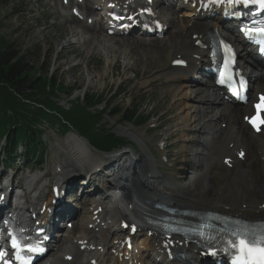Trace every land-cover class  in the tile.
<instances>
[{
	"label": "bare ground",
	"instance_id": "6f19581e",
	"mask_svg": "<svg viewBox=\"0 0 264 264\" xmlns=\"http://www.w3.org/2000/svg\"><path fill=\"white\" fill-rule=\"evenodd\" d=\"M93 1L95 6L102 7L106 15V23L105 25L103 23L104 26L100 27L98 31L94 28L96 26L94 25L95 21H89L92 12L88 6V0L77 1L78 13L76 17L79 21L86 20L89 24L82 25L74 19L75 17L69 18V20L80 27L81 31L84 30L86 35L89 36V40L99 43L111 41L110 46H106L108 48L115 45H122V47L134 46L138 53L143 50L144 53L153 55L155 58L154 64L162 63L163 44L147 43V38L141 36L139 38H137L138 36L126 38L125 34L128 31H133L134 26L143 25L144 22L157 25L159 31L154 35L159 33L161 36L162 33L170 32L167 42L164 43V45L169 46L171 44L170 48L167 49V47V51H165L167 55H165L164 66H167L169 70L161 74L156 72L157 76L153 75L143 81L142 86L150 88L162 75L167 76L168 83L172 87L175 83L179 90L178 93H175V103L182 107V128L186 127L184 128L185 131L182 129L183 137L186 140L199 138L201 142H197L201 143L202 147L205 146L214 157L218 156L220 163L233 169L230 172L232 174L221 186L222 196L204 200L203 195L205 191L206 193L210 191L211 185V175L208 167V172L205 171L206 165L213 164L215 158H212L210 153H204L202 149L196 152L193 148L194 142L183 147V152L186 155L184 170L187 171V168L192 166L195 169L198 168L197 171L201 173L194 170L193 179L189 180L184 171L183 174L177 177L179 180V183H177L175 182L176 179L173 180L174 182L172 178L170 181L162 179L160 173L155 170L157 164L155 165L148 158L145 151H134L135 146H132L130 151L110 153L111 155L107 158L99 157L97 162H94L95 158L89 160L91 156L87 151L90 145L78 134L71 133L66 140L67 147L73 154L75 161L78 160L82 166L86 167V170H81L78 173L83 174V172L88 171L90 175L85 174V177L79 179L75 185L69 182L68 178H76L77 174L72 175L70 170L61 172L58 170V166L53 169L58 174L54 179L50 177V173H47L43 176L25 175L22 181H17V174H15L16 177L11 178V175L7 173L4 178H8V182L12 185L20 186L19 190H17L18 187L15 189L20 205L14 207L12 216L15 221H21V228L26 231L29 228L28 216L34 213L43 215L52 207L55 199L54 187H58L59 191H62L63 188L69 185L71 187L75 185V187H78V193L82 190L86 196L89 190L97 184L102 186L100 182L102 179H99L100 174L108 178L109 172L112 171L114 182L117 183V186L119 184L118 192L117 187L110 182L113 193H104V199L100 196L97 198L92 196L91 199L85 200L84 204L87 210L85 207L81 217H79L81 223L68 231V233L78 232L77 229H82L79 232V237L75 239V236H73L74 241L67 240V246L63 250L60 244H65L68 234H62L60 239L57 238L53 245L54 247L57 244L58 250H63L61 255L56 259L47 260L45 264H154L155 260H158L159 263L173 264L169 258L173 254H168V250L186 255V259L183 262L179 261L178 264L196 263L200 258L199 255L203 252L197 243L187 241V238L183 236L169 238L161 232L156 223L149 222L145 217L153 218L154 215L165 214L161 209L155 207V204H161L176 208L178 211H189L190 213L206 210L248 221L264 220V153L261 155L260 152V149L264 151V128L261 136H255L243 117L252 112L253 103L258 102L257 94H264V71H254L255 68L258 69L257 62H253L251 65L245 64L248 59L245 56L246 52H243L242 44L238 41L236 34L230 36L232 40L238 41L236 45L240 50L241 57L239 66L243 74L251 78L253 83L250 89L255 92V96L252 95L247 105L240 107L231 105L225 101V95L221 90L212 87L214 81L211 79L198 76L203 80L201 85H197L201 86L200 88H193L188 85V82L194 85L197 84L192 76L195 72L194 69L203 68L208 64L209 48L204 47L210 45L208 31H220L221 21L219 17L213 19L203 17V14L208 11L205 10L201 0H177L176 5L178 7L176 5L169 6L174 12L172 14L161 7L163 3H166V0H111L121 12L128 15L125 24L120 26L110 21L109 13L112 8L106 4V0ZM82 6H84V10ZM179 6L188 11L186 15H192L194 19H188L185 16L186 20H180L179 24L174 22L176 13L182 11L178 9L181 8ZM159 7L162 8L160 11H158ZM210 8L211 5H207V9ZM144 9L145 11L141 14V10ZM180 26L182 27L179 28ZM112 28H115V31L111 32ZM102 29L107 34H114V36L103 34ZM101 34L105 37L104 41L100 39ZM117 35H121L120 38H117ZM113 39L116 40L114 43L112 42ZM83 40L86 41L85 38ZM71 44V41H64L62 49H67ZM128 52L132 53L133 50L130 49ZM180 71L184 72L180 73ZM211 98H213L212 101ZM205 99H207L206 102L202 104V100ZM215 118L221 119L219 128L215 127ZM155 123L157 121H154L153 124ZM120 131L125 132L127 130L121 129ZM206 132L211 133V139L209 137L205 138ZM145 138L147 140L146 136ZM147 143L149 149H152L151 151L156 156L157 163L160 160V170L166 172L164 167V170H162L164 165H161L163 161L159 151H164L163 145L167 144L168 146V138L163 134L158 137L157 143L149 141ZM240 154H242L241 159L239 158ZM167 158L164 157L165 160ZM197 162L200 163L198 167H196ZM68 164H71V161L63 162L61 165ZM99 167L100 169H98ZM95 172H98V178H95ZM106 174L108 175L106 176ZM184 179L185 181H183ZM53 182L52 191L48 192L49 186ZM6 185L7 183L0 185V197L2 194H6L7 189H4ZM98 185L95 189H100ZM197 186L200 188L197 189ZM192 188L200 190L201 193L198 195H192L195 191H192L191 194L188 193ZM108 199H111V201H106ZM44 208L45 211L43 212ZM61 210L55 214V217H67V215H64L65 212ZM185 217L193 219L190 216ZM52 223H50V226H52ZM128 237L132 238L129 239V243L127 242ZM70 244L71 248H69ZM129 247H131L130 250ZM84 250L88 251L87 261L85 263L76 262L77 255Z\"/></svg>",
	"mask_w": 264,
	"mask_h": 264
},
{
	"label": "rangeland",
	"instance_id": "374dc122",
	"mask_svg": "<svg viewBox=\"0 0 264 264\" xmlns=\"http://www.w3.org/2000/svg\"><path fill=\"white\" fill-rule=\"evenodd\" d=\"M73 5L77 6V2L74 0H0V37L13 41L17 49L27 54L30 64L33 68L38 69V74H46V77H50L51 79L54 78L59 83L71 89H77L71 97L60 94V104L65 108L69 107V102L72 99L78 97L83 98L85 93L103 95L107 98L108 103H112L114 110L133 109L134 107L140 106L144 115L152 117L146 125L138 127L123 120L121 121L120 115H113L114 111L105 114L101 123L106 125L107 128H112L111 130L114 133L127 142V147L122 149L121 152L130 151L132 146H135L134 151H145L148 158H150L155 165L157 164L155 170L160 173L159 175L162 179L170 181L172 178V181L176 179L175 182L179 183L177 177L185 171L187 179L192 180L195 171L197 173L201 172L197 171L198 168L195 169L192 166L191 168H187V171L186 169L184 170L186 155L183 152V147L194 142L193 148L196 152L201 149L204 153L210 152L205 146L202 147V144L197 142H201L199 138L195 137L186 140L185 137H183L182 129L184 130L186 127L182 128V107L175 103V93L179 92L177 86L175 83L173 87L169 85V80H167V76L165 75H162L161 78L155 81L150 88L142 86L143 81L149 79L153 75L157 76V74H155L156 72L161 74L169 70L167 66H164L165 55H167L165 51H167V47V49L170 48L171 44L169 46L164 45V43L167 42L170 32L168 33L167 31L163 34V36H161L163 38H157V36L146 37L148 40L145 38L147 43L163 44V61L162 63L154 64L155 62L153 61L155 58L153 55L144 53L145 51L143 50H141V53H138L134 46L122 47V45H115L114 47L111 46L108 48L106 46L109 45L111 41L99 43L94 40H89V36L86 35V32L84 30L81 31L82 29L80 27H77L69 20V18L75 17L74 19L79 21L76 16H71V12L73 8H75ZM91 7L92 9L94 8L92 3ZM82 9L84 10V6H82ZM96 13L97 16L100 17L99 12L97 11ZM175 19L173 21L177 22V24H179L180 20H186L182 13L176 14ZM79 22L82 25L89 24L86 20H80ZM101 23L102 22L94 23V25H96L94 27L96 31L102 27L103 23ZM181 27L182 26L179 28ZM103 31L102 33L106 34V32ZM103 34L100 35V39L104 41L105 37ZM126 36L128 38L137 37V35L130 34ZM111 37H113V35ZM139 37L140 36L137 38ZM84 38L86 40L85 42L83 40ZM117 38L120 37L118 36ZM64 41H71L72 44L67 49H62ZM115 41L114 39L112 40L113 43ZM130 49L133 50L132 53L128 52ZM110 66L112 67L110 68ZM183 72L184 71H180V73ZM188 85H191L193 88L201 87L197 86L199 85L198 83L194 85L188 82ZM252 93L254 92L252 91ZM206 100L207 99L202 100V104H204ZM212 100L213 98H211V101ZM97 109L102 110L101 106L97 107ZM220 120V118H215L214 124L216 128H219ZM154 121H157V123L153 124ZM156 124L159 125L156 126ZM121 129H126L127 131L121 132ZM44 130L47 151L41 161L32 163L35 166L41 163L39 167L44 169V171L39 175L43 176L50 173V177L54 179L58 174H56L53 169L55 166H60L61 172L70 170L72 175L76 173L77 178H79L81 174L78 172L86 170V167L82 166L78 160L75 161L66 143L69 135L74 132L65 134L62 130L49 128L47 125L44 127ZM210 132H212V130H210ZM163 134L169 141L168 146L167 144L163 145L164 151H159L161 160L163 161L161 165H164L162 166V170H164V167L166 172L160 170V160L158 158L159 162L157 163L156 156L151 151L152 149H149V144L147 143L148 141L157 143L158 137H161ZM210 134L206 132L205 138L209 137L211 139ZM144 135L147 137V140ZM87 152L91 156L89 160L95 158L94 162H97L99 157L104 156L91 147ZM260 152L261 155H263L264 151L260 149ZM210 155L212 158H215V162L210 166H208V164L206 165L205 171L208 172L209 168L211 185L210 191L208 193L205 191L203 195L204 200L215 199L218 196H222L223 190L221 186L228 180L229 176L232 174L230 172L233 171V169L220 163L218 156L214 157L211 153ZM164 157H168V159L165 160ZM69 159L71 164L61 165L63 162H70ZM2 160L3 157L0 155V172L3 170L1 167ZM199 165L200 163L197 162L196 167ZM27 166L29 167L31 164L26 166L21 165V162L14 164V168L19 169L18 175L20 176L17 177V181H22L24 176L30 173ZM88 168L91 169L90 166H88ZM13 171L14 169H11L7 172ZM5 176L6 175H4V177ZM183 181H185V179ZM196 188L199 189L200 187L197 186ZM192 191H195L192 195L201 193L200 190H195V188H192V190L190 189L188 193L191 194ZM99 194L103 193L100 191L95 192V195L101 196ZM83 199H85V197H83ZM106 201L109 202L111 199ZM78 205H80L81 208L78 210L79 213L75 217V227L78 226L81 219L79 217H81L82 211L84 210H82L83 201L78 203ZM77 230L78 232L67 233L68 237L65 240V244L59 242L63 250L64 247L67 246V240L70 239L74 241V234L77 233L78 235H75V239L79 237V232L82 229ZM62 233H64V231L61 232V234ZM57 248L58 246L56 244L47 260L56 259L61 255L63 250H58ZM69 248H71V244ZM87 254V250L81 251L76 257V262L85 263L87 261ZM56 255H58V257Z\"/></svg>",
	"mask_w": 264,
	"mask_h": 264
},
{
	"label": "trees",
	"instance_id": "16d2710c",
	"mask_svg": "<svg viewBox=\"0 0 264 264\" xmlns=\"http://www.w3.org/2000/svg\"><path fill=\"white\" fill-rule=\"evenodd\" d=\"M28 57L13 41L0 37V141H8L9 160L20 145L27 153L25 160H37L38 151L44 149L41 132L46 125L65 133L75 130L96 149L112 152L126 143L101 123L105 114L114 111L113 115L135 126L150 120L140 106L114 110L112 103L97 93H85L83 98L72 99L68 108L63 107L60 94L71 97L77 89L38 74Z\"/></svg>",
	"mask_w": 264,
	"mask_h": 264
},
{
	"label": "snow or ice",
	"instance_id": "6c2138e0",
	"mask_svg": "<svg viewBox=\"0 0 264 264\" xmlns=\"http://www.w3.org/2000/svg\"><path fill=\"white\" fill-rule=\"evenodd\" d=\"M243 243V242H241ZM15 246V244H14ZM246 256H251L253 259L244 260L242 264H264V248L257 249L255 247H250L248 244H243ZM35 250V249H33ZM259 257V258H257Z\"/></svg>",
	"mask_w": 264,
	"mask_h": 264
}]
</instances>
